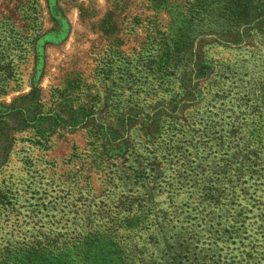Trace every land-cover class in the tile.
Here are the masks:
<instances>
[{"label": "rangeland", "instance_id": "obj_1", "mask_svg": "<svg viewBox=\"0 0 264 264\" xmlns=\"http://www.w3.org/2000/svg\"><path fill=\"white\" fill-rule=\"evenodd\" d=\"M221 1L0 0V264L85 261L89 226L149 242L138 264L163 231L264 264V166L235 156L264 34L240 43Z\"/></svg>", "mask_w": 264, "mask_h": 264}, {"label": "trees", "instance_id": "obj_2", "mask_svg": "<svg viewBox=\"0 0 264 264\" xmlns=\"http://www.w3.org/2000/svg\"><path fill=\"white\" fill-rule=\"evenodd\" d=\"M218 11L225 21L229 20L232 26L239 29L238 35L240 43H245L247 37H256L257 35L259 36L260 33L264 34V0H223L219 5ZM254 30L257 31V33H252ZM258 42H261V39H259ZM223 44L226 45V43ZM259 59L260 58L254 57V62L262 61ZM253 80L254 78H252V81ZM249 91L252 94L258 91V95H256L254 99L255 102L249 99V101H252V106L255 108L250 114V122L239 131L241 137L239 139L240 142L236 144L237 147H235V156L236 158L239 157V159L243 158V161H239L242 162L241 166L245 167L247 170L249 168L255 170L257 164L264 166V161L258 159L264 151V146L261 145V141L258 140L261 135L264 134V124L256 121L257 115L261 116L260 121H262L264 115V79L255 82L254 86L250 88ZM235 100L239 102L238 106L240 108L249 105L247 99L244 97H238V99ZM247 162L252 163L253 167H249V164L246 165ZM239 169L240 171L242 170V168ZM261 169L263 170V168ZM165 214L166 216L169 214L173 215L172 219L174 223L180 212L171 210L165 211ZM140 218H142V216L138 217V222ZM171 221L172 220L167 221V224H170ZM158 228L162 229L160 226ZM88 230L87 259H85V261L78 260L77 263L74 261L73 263L75 264H82V262L83 264H138L136 263V258H142L144 254L147 253V246L150 244L149 242H144L141 246L134 244V249H129L127 246L122 248L123 246H121L112 235L108 234L111 228L106 229L108 232H102L89 226ZM188 232L192 237L191 231ZM184 235L185 231H180V233H178L179 239L175 240L173 236L167 237L168 233L163 231L162 240L164 241V245L166 246V242L172 240V245H167V247L169 246V249H167L168 259L165 264H183L182 261L184 260L189 262L188 264H201L192 256L191 243L186 241L185 238L182 239ZM154 255L155 253H152V256ZM43 257H48V255H44ZM46 260L47 258H45V261ZM38 261L42 263V259ZM61 261H59V263H61ZM61 264L66 263L64 261Z\"/></svg>", "mask_w": 264, "mask_h": 264}]
</instances>
